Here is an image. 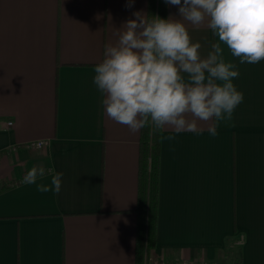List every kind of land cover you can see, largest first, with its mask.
Listing matches in <instances>:
<instances>
[{
    "label": "crops",
    "instance_id": "crops-1",
    "mask_svg": "<svg viewBox=\"0 0 264 264\" xmlns=\"http://www.w3.org/2000/svg\"><path fill=\"white\" fill-rule=\"evenodd\" d=\"M150 1L0 0V264H135L139 131L105 115L92 78L105 43ZM188 29L206 57L217 38L206 23ZM224 54L244 101L216 137L199 122L203 135L160 139L145 257L264 264V61ZM34 167L46 170L38 183L62 174L59 194L22 183Z\"/></svg>",
    "mask_w": 264,
    "mask_h": 264
},
{
    "label": "clouds",
    "instance_id": "clouds-1",
    "mask_svg": "<svg viewBox=\"0 0 264 264\" xmlns=\"http://www.w3.org/2000/svg\"><path fill=\"white\" fill-rule=\"evenodd\" d=\"M178 6L179 18L135 11L118 28L117 40L105 43L103 59L93 68L92 82L102 96L105 115L132 133L149 129L161 140L181 133L216 137L221 124L233 120L244 101L234 84L236 63L226 59L225 47L239 64L264 61V0H164ZM134 0H128V5ZM207 24L217 38L206 57L193 42L188 25ZM191 117V118H189ZM170 129L171 134L163 133ZM46 170L34 167L22 183L40 192L59 194L62 174L50 185L38 183Z\"/></svg>",
    "mask_w": 264,
    "mask_h": 264
},
{
    "label": "trees",
    "instance_id": "trees-1",
    "mask_svg": "<svg viewBox=\"0 0 264 264\" xmlns=\"http://www.w3.org/2000/svg\"><path fill=\"white\" fill-rule=\"evenodd\" d=\"M157 15L164 17V0H157ZM155 0L150 1L149 15L155 12ZM160 136L145 128L139 131L138 193L134 210L137 215V241L135 264H148L145 254L155 246V229L158 205ZM14 180L13 182L17 181ZM10 182L2 184V188ZM239 259H234L237 263Z\"/></svg>",
    "mask_w": 264,
    "mask_h": 264
},
{
    "label": "built area",
    "instance_id": "built-area-1",
    "mask_svg": "<svg viewBox=\"0 0 264 264\" xmlns=\"http://www.w3.org/2000/svg\"><path fill=\"white\" fill-rule=\"evenodd\" d=\"M7 123H10V121H8ZM44 141L43 140H37L34 142L35 146H40L41 144H43ZM146 262L150 261V264H169L165 261H163L162 259H151L150 257H145ZM173 264H219L217 261H203V262H196V261H192L189 259H182L179 262L173 263Z\"/></svg>",
    "mask_w": 264,
    "mask_h": 264
},
{
    "label": "rangeland",
    "instance_id": "rangeland-1",
    "mask_svg": "<svg viewBox=\"0 0 264 264\" xmlns=\"http://www.w3.org/2000/svg\"><path fill=\"white\" fill-rule=\"evenodd\" d=\"M220 264V263H219Z\"/></svg>",
    "mask_w": 264,
    "mask_h": 264
}]
</instances>
